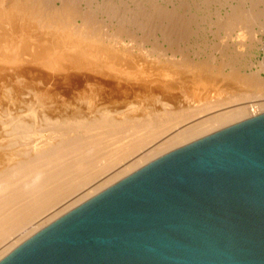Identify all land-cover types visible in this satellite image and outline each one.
I'll return each instance as SVG.
<instances>
[{"label":"bare ground","instance_id":"1","mask_svg":"<svg viewBox=\"0 0 264 264\" xmlns=\"http://www.w3.org/2000/svg\"><path fill=\"white\" fill-rule=\"evenodd\" d=\"M16 1H19V0H16ZM24 1H26V0H24ZM59 1H61V0H59ZM67 1L69 2V0H66L64 3H67L66 6L68 7V4L69 3ZM140 1L141 0H139V2ZM147 1H150V0H147ZM203 1H205V0H203ZM2 2H4V0H2ZM12 2H13V0H12ZM15 2H13V5H14ZM44 2H47V0L46 1H43L42 3H44ZM52 2H50V3L48 2V3L51 4ZM61 2H63V1H61ZM61 2H59V3H61ZM169 2H170V0H169ZM200 2H202V1H200ZM241 2H243V1H241ZM250 2L252 4H251V6H249V9H246L247 11L246 10L243 11V9H242V11L244 13L242 11L239 12V10L238 11L236 10L237 12H235V13L233 11V15L234 16L231 14L232 12L230 13L233 16L232 19H231V17L228 18V19H230L229 21H225V19H224V21L226 22V23L224 22L225 23L224 25H226V27L223 26V29H222L224 32L225 31L227 32V31L230 30L228 33H230V32L232 33L233 31H235L237 29H240V28L241 29L242 28L244 29V27H245L244 31L246 30V28L249 29L250 32L247 31V30L246 31H247V33L248 32L251 33L249 35L253 36V38H254V36L257 33H262V34L264 33V0H252V1L250 0ZM20 3H22V1ZM34 3H35V1H34ZM110 3L114 4L113 2H110ZM140 3H141V5L143 4L142 1ZM17 4H15V5H17ZM39 4H40V2H39ZM46 4L47 3H45V5ZM85 4H87V1H86ZM88 4H90V3H88ZM119 4H118V6H120ZM193 4L192 5L195 6V3H193ZM239 4H241V3H239ZM242 4L240 6H242ZM3 5H4V3H3ZM95 5L96 4H94V6ZM126 5H127V3H126ZM137 5H138V3H137ZM141 5L139 4V6H141ZM151 5H149L150 7L149 6L147 7V9L149 10L148 12H146L145 14H141L142 15L141 16L142 18L140 16H138V17L141 18L140 25L144 27V28H141V26L139 25L140 26L139 29L140 30L142 29L141 31H143V29H144L143 33L145 32L146 34L144 33L141 36L140 35L138 36L137 34H135V37L138 36L139 39H140V40H138L139 42L137 41L138 44L135 43L136 42L135 41L136 40L135 38L134 39L131 38L134 41L133 43H135L136 45H134L132 42H130V44L126 42L127 44H124L125 41H124V43H119L118 45L116 44L118 42H115L113 45H111L109 42H107V41H109L108 38H109V36H110L111 33L107 34L108 32L106 31V29H102V30H105L107 32V33L106 32L105 33L107 35H109V36L108 37H105L103 34H102V36H104L105 38L108 39V40H106V42L108 44H110V45H108V44H106V42H104V44L103 43L101 44L102 46L101 45L99 46L98 43L100 42L101 39L102 40L104 39L103 37H101V39L97 43H96V41H97L98 38L96 39V41L94 43H92L93 41L90 42L89 40H92L94 38L91 39L90 36L88 35L89 39H87V37H85L87 33H85V30H84L85 29L84 27H86V26L89 25L88 24L90 22L89 21V22H86L87 24H86V26L83 27L84 29H83V32H82L83 34H85V35H83L84 36L83 38L88 43H85V46H84L83 49L82 48L79 49V50L76 49L77 51L76 50L73 51L74 50L73 44H71L72 45V48H73V50H72V48L69 50L70 52L72 51L71 54H70V52H68L67 50L64 49L65 52L67 51L70 54L69 56H68V54L67 55L64 54V52L61 53L60 50H59V52H60V58H61V63H60V61H59L60 58L53 59L54 56L52 57V55H55V54H53L52 52L56 53L53 50H56L55 49V48H57L56 42L59 45L60 38L61 37L60 38H56L55 36L54 37H51V35H52L51 33H50L51 35L48 34V33L41 34L40 36L37 37V40L34 41V44L31 47H30V44L29 45H26L25 43L19 44L20 41L18 42L17 40H20V39H17L16 38L17 39L16 41H17V43L19 44L20 47H18V51H17L16 47H14L16 49L15 50V53H16V51H17L18 54L20 52L22 54L21 56L24 57L25 61L27 60L26 61L27 62V65H25V67H22V68H24V77L26 78V80H27V82L29 84H34L37 87L36 88L37 91H36V94H35V98L34 99H31L32 100L31 102L30 101L28 102V100H27V102L25 101L26 99H24V97H23L24 94H25V92H24V94H21V97H23V100L26 103H18V101L21 102L22 98L19 100V96L17 95V92L15 93L12 89H9L8 88L9 86L7 88H3L2 87L3 88V89H1L2 91L0 90L1 91L0 92V102H2V100L5 98V100L9 103L8 105H10V104L11 105H18V104L21 105V104H23L26 107L25 108V114H23V115H13V114H11V110L9 109V107L6 106V104L3 107H1V105H0V140H1L0 141V152H2V151L7 152V151H9V150H7V148L9 149V146L12 147V145H10L9 143L11 141H13V139L10 140L9 139V136H11L12 138L15 137V136H20V139L21 138L22 139L25 138L26 139L25 141L28 140L30 142V139L32 138L31 136H36L38 134L36 137H38V136L40 137L41 135L39 133H42L43 132V133L46 134L47 138L44 135H42V137L46 141H44V139L42 138V140L44 141V143L42 145H40L39 147H37V145H36L37 148H34L33 147L34 149L32 150V153H30V154H28V153L31 151V149L28 150L29 147H25V146H29V142L27 141L28 144L27 145L25 144L24 147L27 149L28 153L25 152L26 155L23 154L24 156L22 155V157L20 159H16L15 156L13 157L12 154H10L11 157H12V158L11 157L10 158L12 160H15L16 159L15 162L13 163L12 160H11L10 161L11 162V165H8L7 164L8 162H5L8 166L5 167L3 165L4 167L0 169V244L3 243L1 245V247H0V249H1L0 250V259L5 254H7L11 249H13L16 245H18L20 242H22L24 239H26L28 236H30L32 233H34L39 228H42V227L46 226L47 224H49L50 222H52L56 218L60 217L61 215H63L67 211H69L70 209L74 208L75 206H77L80 203H82L83 201H85L86 199L94 196L95 194L99 193L103 189L107 188L108 186L112 185L113 183L117 182L118 180L126 177L127 175H129L133 171L139 169L140 167L146 165L147 163H149V162L157 159L158 157L164 155L165 153H167V152H169V151H171L173 149H176V148H178V147H180L182 145H185V144L190 143V142H192V141H194L196 139H199L201 137H204V136H206V135H208L210 133H213V132H215V131H217L219 129H222V128L226 127V126H229L231 124H234L236 122L242 121L244 119H247V118H250V117L259 115V114H261V113L264 112V101H262V102L257 101L259 103L256 102V103H252V104H244V103H241L238 106L236 105L235 107H231V108H228V109H223L221 111H218V113H216V114L207 115L206 117L200 118L197 121H194L193 122L192 119H194V117H196V116H199V114H202L203 112H209V111L214 110L216 108H219V107H221V106H223L225 104L232 103V102H236V101H241V100L244 101L245 100V102H247L246 99L250 98V96H252V94L249 96L248 95L249 93L247 91V93H248L247 95H245V94L242 93V94L237 95V96L235 95L234 97H232L233 99L227 98L226 101H222V100L221 101H218L217 100V102H210V101L208 103L205 102L204 105L203 104L202 105L200 104L201 106L199 105L198 108H196V109H192V108H189V107H186V106H185L186 108L185 107H182V106H181L182 108H180V107L174 108V106H173V109H171L169 107V105L166 104L167 101L165 103H163V101L161 102L158 99V96L157 95H153L151 92L149 93V92L145 91V88L146 87L144 88V90L141 89V90H139L137 92V93H139V95L136 92H133V93H136V95L135 94H132V95H134L136 97H132V95H131V98H135V100L136 99H140V104L137 105L136 102H130L129 104L126 105V109L123 112H122V110L120 111L119 109L118 110H113V109L110 110L109 107L111 108V105L113 103H117L118 101H113L112 100L110 102H108V101L106 102L105 100H106L107 97L106 98L105 97H102L103 96L102 94L103 93L104 94L108 93L106 91H110L109 88H111V91H113V92H115V91L116 92H121L122 91V88H123L121 85H123L124 83L123 84H120V83L121 82H125V81L127 82L128 80L130 82V80H132L134 77H136L135 73H130V72H128L130 74L125 75V74H127L126 71H130V69L132 70L134 67L137 66L136 64L140 65L142 63L143 69H145V70H147V68H149V67H152L154 69V73L151 72V71H149L150 74H152L150 76H147L146 75L147 74L146 71H144V70H143V72L141 71V73L139 74V76H140L139 79L140 80H143V81L144 80H148L149 82L152 83V85H153V83H155V84H158L160 87L162 86V88H163V86H165V88L170 89V90H173V88L177 89V87H180V86H184V85L186 86L190 82V81L187 80L188 77L185 78L186 77V73L189 74L190 80L193 81L197 86L198 85L199 86H204L205 85V86H207L211 90L214 89L215 87H217V85L219 84L220 81H223V80L226 79V78H224L222 76L219 77V78H217L218 77L217 76L216 77L217 80H215V79H213V77H211L210 74H208V75L205 74L206 72L204 74L201 73V72L198 73L197 71H199V69L197 71L196 70L194 71L193 70V67H192V70L189 69L190 68V67L188 68V66L190 65L189 60H190V62L192 61V64L191 65H193V59H189L190 57H186L185 55H182V54L179 53V52L182 51V50L181 51H178L179 44L176 43L175 38L174 39H170V37H166V36H169V35L168 34H166V35L164 34V33H166V32H164L165 28L162 30V28L160 27L161 30L164 33L161 32L159 35H156L155 34L156 33V30L154 29V35L151 34V30L153 32V29H151V30L149 29V25L151 24L150 22H153V21L155 22V20H156L157 21L156 23H158V21H160L158 24H156V25H159V26H160V23L161 22L162 23L165 22L167 24V22L169 23L171 21L172 16L174 17V15H177L178 14L177 13L178 12V6L177 7H175V6L171 7V5H170V7H171L170 8L167 5H164L165 7L164 6L163 7L162 6H157V5L151 6ZM187 5L188 4H186V6ZM236 5H237V3H236ZM48 6L50 7L51 5H48L47 4L45 6L49 10L52 6L50 8ZM59 6H60V4H59ZM66 6H64V8ZM69 6H71V4ZM78 6H80V5L78 4ZM123 6L124 5H122V7ZM139 6H137L136 8H138ZM227 6L229 7V4ZM237 6H234V5L232 6L231 5V7H233V8L234 7H237ZM259 6L260 7L262 6V8L260 9ZM29 7H30V5H29ZM144 7H143V10H144L143 13L146 11V9ZM220 7H221V5H220ZM20 8H22V5H21ZM52 8H55L54 5H53ZM56 8H57V6H56ZM75 8H77V7H75ZM75 8H73V9H75ZM184 8H186V7H184ZM184 8L182 9L183 10V13L186 11ZM188 8L189 7H187V10H188ZM237 8L240 9L239 7H237ZM73 9L71 10L70 14H72V12H74ZM87 9H88V7H87ZM127 9H129V8H127ZM133 9H135V7H133ZM140 9L141 8L139 7V10ZM4 10H5V8H4ZM6 10H8V9H6ZM28 10H29V8H28ZM54 10L52 9V11H54ZM58 10H60V9H58ZM80 10H81V7H80ZM110 10H109V12H110ZM200 10H202V9H200ZM215 10H216V8H215ZM18 11H23V10L21 9V10H18ZM67 11L68 10H66V12ZM69 11H70V9H69ZM217 11H215V13ZM25 12L26 11H24V13ZM64 12H62V13H64ZM103 12H105V11L103 10ZM123 12H122V14H124ZM16 13H18V12H16ZM16 13H15V15H16ZM78 13H79V11H78ZM82 13H79V14L81 15ZM89 13H91V12H89ZM163 13L165 14L164 18L162 17L164 21L161 20L162 19L161 18V15H163ZM172 13H175V14L172 15ZM1 14H3V13H1ZM59 14H60V12H59ZM70 14L69 15L66 14V15H68L69 18H70V16H73L74 15V14H72V15H70ZM116 14H118V13H116ZM157 14H159V15H157ZM134 15H136V14H133V16L130 15V17L131 18L132 17L137 18L136 17L137 15L136 16H134ZM188 15H189V10H188ZM209 15H210V13H209ZM231 15H229V16H231ZM32 16H33V14H32ZM64 16H65V14L63 15V17ZM84 16H86V15H84ZM107 16H106V19H108L110 17L109 16L107 18ZM111 16H113V15L111 14ZM118 16H120V15L118 14ZM122 16H121V18H123ZM154 16L155 17L158 16V18H157L158 20L155 19ZM229 16H227V17H229ZM3 17H4V15H3ZM5 17H6V15H5ZM39 17L40 16H38V18ZM50 17H53V16H50ZM77 17H79V16L77 15L76 18ZM89 17L83 18L84 21H85V19H88ZM95 17H97V16H95ZM200 17H201V19L203 18V16H200ZM62 18H61V20H62ZM182 18L183 17L180 16V19H182ZM218 18H219V16H218ZM31 19H32V17H31ZM53 19H55V22L57 21L56 18H53ZM71 19H72V17L70 19H68V20H71ZM73 19L75 20V18H73ZM90 19H92V17ZM127 19H130L129 16L127 17ZM127 19L126 18H123V20H125V21H127ZM1 20L4 21V18H1ZM20 20H21V18H20ZM49 20H47V22ZM63 20H64V18H63ZM68 20H66V21L68 22ZM79 20L81 21V18ZM93 20L94 19L91 20L90 24L93 22ZM112 20H113V18H112ZM131 20H133V19H131ZM194 20H195V18H194ZM209 20H211V19H209ZM2 21H0V24L1 25H2ZM39 21H41V20H39ZM96 21L97 22H100L98 20H96ZM115 21H118V18ZM134 21H136V19L133 20V21H131V22H133L132 23L133 25H132L130 23V20H128V22L130 23V24L128 23V25H132V26L135 27V25H137V22H134ZM137 21H139V20H137ZM186 21L187 20H183V22H185V23H186ZM191 21H192V18H191V20L189 22H191ZM221 21H223V20H221ZM59 22H61V21H59ZM97 22H95V23H97ZM196 22L197 21L195 20V23ZM35 23L37 24L38 22H35ZM42 23L39 22V25L40 24L42 25ZM44 23H43L42 26L43 27H46L48 29L49 26H44ZM54 23H51V24L49 23V24L52 27L53 26L52 24H54ZM62 23L63 22L59 23L61 25V27H62L63 24L66 25V27H68L67 25L70 26V24H71L70 21L67 24H65V23L62 24ZM74 23L75 22H73V24ZM122 23H124V22H122ZM134 23H136V24H134ZM209 23H207V25ZM221 23H223V22H221ZM55 24H54V27L57 26V24L56 25ZM59 24H58V26H59ZM78 24L77 25L75 24L76 28L81 27L80 25L78 26ZM102 24H103V22H100V24H99L100 25V28H99V26H96V24H95V27H98L97 29H100L101 30V27L103 28V25H104V24L103 25ZM118 24H120V23H118ZM147 24H149L148 25V28L146 27ZM171 24L172 23H170V25ZM187 24H188V21H187ZM187 24H185L186 27H187ZM214 24H215V22H214ZM156 25H154V26H156ZM170 25H169V27H170ZM178 25H182L181 28L183 27L182 30H183V32L185 31V33H186V30L187 29L185 28V26L183 24H178ZM216 25H217V22H216ZM5 26L7 27V25H5ZM58 26L56 27L57 29H58ZM90 26H88V27H90ZM93 26H94V22H93ZM105 26L107 28V25H105ZM110 26H111V24H110ZM118 26L119 25L116 26L117 27L116 28L117 30L114 28L116 32L118 31V28H119ZM124 26L123 27L122 26L120 27V30H121L120 35H118L119 33L117 32L118 37L117 36H114L113 35L114 33L111 34V36H114V38L116 37L115 39L118 38V40H119V36H121L122 30L126 28ZM159 26H157V27H159ZM165 26L166 25H164L163 27H165ZM210 26H211V24H210ZM213 26H215V25H213ZM66 27L64 29L67 30L69 27L68 28H66ZM72 27H73V30H74V26H71L70 27L71 28L70 29V32L73 31L72 30ZM111 27H113V26H111ZM145 27H146V29H145ZM169 27H166V29L168 28L171 31L172 28L170 29ZM42 28H41V31H42ZM176 28H177V26H176ZM179 28L175 29V32ZM19 29H20V27H19ZM23 29H24V26H23ZM37 29H39V28H37ZM52 29H51V32H52ZM60 29L63 30V27L60 28ZM79 29H78V31H79ZM81 29H82V27H81ZM97 29H94V32L95 33L98 31ZM110 29H112V28H110ZM135 29H136V27H135ZM147 29H149L150 31L147 32ZM158 29L159 28H157V30ZM199 29H200V27H199ZM201 29H203V28H201ZM219 29H221V28H219ZM68 30H67V32H69ZM87 30H88V28L86 29V31ZM74 31L72 32V34L74 33ZM124 31H126V32L129 33L130 32V29H129V31H127L126 29ZM170 31H168L169 34L172 33V32L170 33ZM203 31L204 30H202V32ZM45 32H46V29H45ZM80 32H78L79 33V36L81 35ZM112 32H114V31H112ZM126 32L124 34H127ZM131 32H132V30H131ZM215 32H218V31L216 30ZM88 33H89V31H88ZM179 33H181V32H179ZM237 33H235V34H237ZM47 34L50 35V38L47 37L48 36ZM76 34H74L73 36H75ZM174 34L176 35V33H174ZM13 35H15V34H13ZM18 35L19 34H17V36ZM21 35H23V34H21ZM63 35H66V34L63 33ZM63 35H61V36L63 37ZM91 35H95V34L93 33ZM98 35H99V38H100V36H101L100 33ZM115 35H116V33H115ZM132 35L134 36L133 32H132ZM132 35H131V37H132ZM225 35H223V36H225ZM227 35H230L231 36V34H227ZM24 36H26V35H24ZM24 36H21L20 37V35H19V38H22ZM73 36H71V37L73 38ZM95 36L97 37V35H95ZM194 36H195V34H194ZM234 36H231V37H228V38L225 39L226 40L225 41L226 44H228L227 41L229 40V42H230V45L229 46L230 47L232 46L233 49H234V51H233V49H230V50H232V52L228 50L229 52H231L230 54L229 53H226L225 51L223 53H220V54L218 52V54L220 55L219 57H222L220 59H224L226 61L225 62L224 60H222V61L225 62V65L227 63L229 65L228 67H231L232 66L233 69H235L233 67L235 65H238V66L241 67L244 64H246L245 63L246 59H244L245 61L243 60V57H244L243 55L244 54L242 53V50H243L242 47L245 46V43H244L245 42V39L243 40L242 37L240 36V34H239V36L241 38H238L237 37L238 34H237L236 37H234ZM28 37H30V36L28 35ZM127 37H128V35H126V37H124V38H127ZM187 37H188V35H187ZM81 38L82 37H80V39ZM114 38H112V42H113V39ZM179 38H181V37H179ZM76 39H78L77 36H76ZM122 39H120V42H121ZM181 39H179V40H181ZM254 39H256V38H254ZM254 39H252V40H254ZM51 40H56V41H55V43L52 44V43H50ZM102 40H101V42H102ZM177 40H178V38H177ZM217 40H219V39H217ZM127 41L129 42L130 40H127ZM29 42H30V40H29ZM48 42L51 44L50 47L48 46ZM183 42H186V41H183ZM9 43H10V40L8 41V39L6 37L0 36V68L1 67H4L3 64H5V63H3L2 58L4 59L6 55L4 57H2V55H1V53H2L3 49L5 48V46L8 45L7 46V49H10V50H11V48L14 49L12 46H10ZM74 43H76V42H74ZM223 43H224V41L221 42L222 48L220 47V49H222V51H223V49L227 50L226 49L227 48V45H223ZM31 44H32V42H31ZM86 44H89V45H86ZM115 44L117 45V47L120 46V48L118 47L119 48L118 52L116 51L117 48L114 47ZM147 44H149V45L152 44L151 45L152 47L150 49H146L147 48L146 47ZM217 44H218V41H217ZM82 46H83V44H82ZM223 46H225L226 48L223 47ZM249 46H250V44H249ZM64 47L66 48V44H65ZM74 47H75V45H74ZM113 47H114L115 50L113 49ZM76 48H77V45H76ZM202 48H204V47H202ZM205 48H206V46H205ZM217 48H218V46H217ZM180 49H183V47L180 48ZM220 49H219V51H221ZM240 49H242V50L240 51ZM50 51H52V52L50 53ZM57 51H58V48H57ZM177 51H178L179 54L177 53ZM239 51L241 52V54H242L243 57H241L239 55L240 54ZM11 52H13L12 55H11V57L17 55V53H16V55H13L14 54V51H11ZM83 52H85L86 54L89 53L91 55L90 57H92L91 58L92 60L89 59V61H87L88 60L87 59L86 61L88 62L89 65L92 64V66L93 65L96 66V68L99 66V64L100 65L101 64L103 65V64L113 63L115 65H118L119 67L118 66L117 67H114V65L111 64V68H113V70L112 71H109V69H107V71L112 75V77L113 76H115V77L118 76L117 79L120 80V82L119 83L115 82V80H116L115 79L113 83H111V82L109 83V81L112 80L111 75H109L110 78H111V80H109L110 79L109 78L108 79V82L107 81H105V82L109 83L110 86H108L106 84H103V86H100L101 84H99V81H98V78H97V77H99V73H96L95 74V71H94V72H92V73H94L93 76L86 73V71L88 70V68H86V65H84L85 64L84 63L85 60H83L84 61L83 62L80 59V56H81L82 59L83 58L85 59L86 56H87V55L86 56L85 55H82ZM49 53L52 54V55H49ZM186 53H188V52H186ZM57 54H59V53H57ZM195 55H194V57H195ZM208 55H207V57H208ZM82 56H84V57H82ZM179 56H180V58H178ZM11 57H9L7 59L9 60V59H11ZM16 57H18V56H16ZM88 57H89V55H88ZM63 58H65V59L67 58L66 61H65V59L63 60ZM187 58L189 59V60H187L188 63H187V61H185ZM196 58H197V56H196ZM211 58L212 57H210V60H211ZM7 59H6V61H7ZM20 59H22V58H20ZM207 59H209V58H207ZM214 59H216V58H214ZM55 60L57 62H59L60 64L64 63L62 65V66H65L63 68L64 71L62 70L63 73L61 72L60 75H57L60 72L59 69H58L59 71L56 70V72H57L56 74H53L54 71H55V69H54V71L53 70L50 71V69H51L50 68L51 67L50 65H52V62L53 61L55 62ZM11 61L12 60H10V63H11ZM15 61H16V59H15ZM7 62L9 63V61H7ZM22 62H24V61H22ZM59 63H57V64H59ZM221 63H223V62H221ZM60 64L59 65H56V66L59 68ZM7 65H9V64H7ZM10 65H12V66L15 67V65H13L12 63ZM208 65H209V63H208ZM217 65H218V63H217ZM217 65H215V66H217ZM223 65H224V63H223ZM56 66L54 65V67H56ZM105 66H102L103 69H105L104 68ZM57 67H56V69H57ZM226 67H227V65H226ZM22 68L21 69L19 68V69L20 70H23ZM90 68L92 69L91 66H90ZM114 68H118L120 70H117V69H114ZM152 68H150V70ZM195 68H196V66H195ZM219 68L222 69V67H219ZM238 68H237V71H238ZM16 69H18V68H16ZM52 69H53V67H52ZM124 69H126L125 73H124ZM134 69H136V68H134ZM94 70H95V68H94ZM97 70H99V69H97ZM133 70H132V72H133ZM116 71H118V73L115 75ZM192 71H194V72H192ZM1 72H3V71H1ZM4 72H5V70H4ZM11 72H12V70H11ZM87 72H89V71H87ZM97 72H99V71H97ZM121 72L123 74H121ZM138 72H140V71H137V73ZM232 72H235V71H232ZM7 74L9 76V73L8 72H7ZM20 74H22V73H19L18 75H20ZM119 74H121V75H119ZM243 74H245V73H243ZM243 74H238V75L235 74V76H236V78H241V79L243 78V80H244V78H246V77H244ZM1 76H2V74H1ZM1 76H0V79L2 80ZM4 76L6 77V74ZM12 76H13V74H12ZM100 76H102V74ZM223 76H224V74H223ZM226 76H227V74H226ZM232 77H234V75ZM9 78H7V79H9ZM247 78H248V81L250 82V85L249 86H251V85L253 86L254 85L255 87H258L259 86V87L262 88V85H263V82L264 81H262L261 76H260V73L258 71H253L252 73H250V75H248ZM3 79L5 80V78H3ZM18 79H20V77H18ZM113 79H114V77H113ZM101 80L104 81V79H102V78H101ZM227 80H228V78H227ZM237 80H239V79H237ZM103 81H102V83H103ZM233 81H235V80H233ZM132 82H134V81H132ZM22 83H24V82H22ZM100 83H101V81H100ZM142 83H144V85H145L146 81H144ZM223 83L224 82H222V85H223ZM8 84H9V80H8ZM25 84H26V82H25ZM97 84H99V85L96 86ZM146 84H150V83H146ZM238 84H240V83H238ZM10 85H12V84L10 83ZM119 86L122 87L121 88V91L119 89L120 88ZM124 86H125V84H124ZM145 86H147V85H145ZM247 86H248V84H247ZM106 88H108V89H106ZM137 88H139V87H137ZM197 88H199V87H197ZM206 89H204V90H206ZM62 90H64L65 94H66V92L69 93V91H70L72 93V91H74V92H76V94L81 93L80 95H84L83 99L81 97L82 101L80 100L81 101L80 104L81 105L82 104L85 105L83 107L87 110V114H85L86 113V110L85 111L81 110L82 111L81 113H84L85 112L83 115H81L79 109H82V108L80 106L77 107V108H75L74 105H73L74 108L71 109V113L69 112V114H68L69 116H66L67 113H65V111L68 110V109H66L65 107H64V110L65 109L66 110L62 114V111H63L62 109L63 108L60 109L61 107H58L56 105V103L54 104L56 98L55 99L51 98L53 96H56L55 94L64 93V92H62ZM131 90L133 91V88ZM32 91H33V89H32ZM113 92H112V94H113ZM163 92H162V94H163ZM175 92H177V91H175ZM33 93H35V91H33ZM71 93H70V96H71ZM256 93H257V90H256ZM261 93L262 92H260V94ZM19 95H20V93H19ZM80 95H77V98H79ZM121 95H122V93H121ZM261 95H259V96H261ZM263 95H264V93H263ZM70 96H68V97H70ZM110 96L113 98L112 95H110ZM110 96L108 98H110ZM74 97H75V94H74ZM99 97H102L101 99L104 98L105 100L104 101L101 100L102 103H100V100H99L100 98ZM160 97H162V96H160ZM171 97H172V95H171ZM60 98H61V95H60ZM60 98H58V99H60ZM65 98H66V96H65ZM94 98H98L97 100H99V103H96L95 102L96 100ZM126 98H124V99H126ZM255 98H257V97H255ZM74 99H76V97ZM5 100L3 102H5ZM108 100H110V99H108ZM122 101H124V100H122ZM125 101H128V100H125ZM63 102H64V100H63ZM148 103H152V104H155V105H160L161 108L160 109L157 108V110H154L153 109L152 112L149 111V113H148V112H146L147 110L145 108L146 107L145 105H147V106L149 105ZM233 104H235V103H233ZM75 105L77 106V104H75ZM78 105H79V103H78ZM167 106H168V108H167ZM177 106H179V105H177ZM12 108H13V106H12ZM135 111H139V114H142V113L143 114L141 116L139 114H138V116H134L136 114ZM64 113H65V115H64ZM189 120H191L192 123ZM187 121H189V122H187ZM169 129H175V130L173 131V133L169 134L165 139H163L159 143L155 144L154 147L150 148L146 152H142V154H140V156H136V159H134L132 162L123 165L120 170H117V171L113 172L111 175H109L108 178L100 181V183H98L97 185H95V186L93 185L94 186L93 188H91L90 190L86 191L84 194L80 195L78 198H75V199L73 198L74 200L70 201L68 204L66 203V204H64V206L62 205V208L59 207L60 208L59 210H57L58 208H56L57 211H55V212L53 211L52 213L48 214L47 216H43L44 218H42V220H37V221L35 220V219H38L39 216L42 215L43 213H45V212L47 213V211L51 210V208L54 205H57L56 204L57 202H61L60 200L65 199L66 197H70V195L73 194L74 191L77 190L79 187L85 185L87 182L91 181L93 178L97 177L98 175H101V173L104 172V170H107V169H109V168H111V167H113L115 165L120 164L121 161L127 159L133 152H135L137 150H140L142 147L151 144V142L153 143L154 140H157V138L159 136L161 137V135H163L165 133V131L169 132L168 131ZM29 136H30V139L27 138ZM3 137H7L6 138L7 140L5 139V141H8V139L10 141H8L6 143H2L3 140H4ZM17 138H18L17 141H19V137H17ZM22 139H21V141H22ZM36 139L37 138H35V140ZM25 141H22V142L26 143ZM33 142H35V141H32L30 143H33ZM18 143H17V145H19ZM36 144H39V143L36 142ZM30 145H32V144H30ZM34 145H32V146H34ZM22 147H23V145L21 146V148ZM24 147L22 148V150L24 149ZM17 148L19 149V146ZM15 149L16 148H14L13 150H15ZM22 150H20L21 153H23ZM11 151H12V149L10 148V153H11ZM5 152H3V153H5ZM12 153H13V151H12ZM136 154H138V153L136 152ZM0 155H2V154H0ZM10 155L8 154L7 155V158L5 157V159H7L9 161L8 156H10ZM14 155H15V153H14ZM16 156H17V154H16ZM13 158H15V159H13ZM0 161L4 162L5 160L2 159ZM10 162H9V164H10ZM0 164H2V163L0 162ZM34 220L36 222H34ZM31 222H33V223H32L31 226H29L30 228L28 227V229H24ZM21 230H24V231L23 232H19Z\"/></svg>","mask_w":264,"mask_h":264},{"label":"water","instance_id":"2","mask_svg":"<svg viewBox=\"0 0 264 264\" xmlns=\"http://www.w3.org/2000/svg\"><path fill=\"white\" fill-rule=\"evenodd\" d=\"M0 264H264V112L133 171Z\"/></svg>","mask_w":264,"mask_h":264},{"label":"rangeland","instance_id":"3","mask_svg":"<svg viewBox=\"0 0 264 264\" xmlns=\"http://www.w3.org/2000/svg\"><path fill=\"white\" fill-rule=\"evenodd\" d=\"M1 2H0V21H2L1 20V18H4V21H2V25L0 24V36H4V37H6L7 39H8V41L10 40V46H12L13 48L14 47H16V49H17V51H18V47H20L19 46V44H23V43H25L26 45H29L30 44V47L34 44V41H36L37 40V37L38 36H40L41 34H44V33H48V34H50L51 35V37H56V38H60V43H59V45L57 44V42H56V45H57V48H58V51H57V48H55L56 50H53V51H55L56 53H54V52H52V51H50V53L52 52L53 54H55V55H52V54H50L49 53V55H52V57H53V59H58V58H60V52L61 53H63L64 52V54H68V56L71 54V52L69 51L71 48H72V45L71 44H73V48H74V50H73V48H72V50L73 51H75L76 49H83L84 48V46H85V43H88L83 37V35H85V34H83L82 32H83V29L85 30V33H87L86 34V36L85 37H87V39H89V37H88V35L90 36V38L92 39V38H94V39H92V40H89L90 42H92V43H94L95 41H96V39H97V41H96V43L97 42H99V40L101 39V37H103L104 39L102 40V42H101V40H100V42L98 43L99 44V46L103 43L104 44V42H106V40H108L109 39V41H107V42H109L111 45H113L115 42H118V43H116L117 45L119 44V43H124V41H125V43L124 44H127V43H129L130 44V42H134L133 41V39L135 38L136 40V42L135 43H137L138 44V40H140L139 39V35L141 36V35H143L144 33H143V31H144V29H143V31H141L139 28H140V20H141V14H145L146 12H148L149 10L147 9V7L149 6V5H151L152 3V5L151 6H154V5H157V6H164V5H167V6H169L170 7V5H171V7H173V6H175V7H177L178 6V14L177 15H174L175 13H172V15H174V17L172 16V18L175 20H173L172 18H171V21L168 23L167 22V24L165 23V22H161L160 23V26L159 25H156V24H158L160 21H158V23H156L157 21L155 20V22L153 21V22H150L151 24V26L149 25V24H147L146 25V27L148 28V25H149V29L151 30V29H153V32H152V30H151V34H153L154 35V29L156 30V35H159L161 32L162 33H164V32H166V33H164L165 35L166 34H168L169 36H166V37H170V39H174L175 38V40H176V43H178L179 44V48H178V51H181V52H179L180 54H182V55H185L186 57H190L189 59H193V65H191L192 64V61L190 62V60L187 58L185 61H187V60H189V63H190V65L188 66V68L189 69H191L192 70V67H193V70L195 71H197L198 69H199V71H197L198 73L199 72H201V73H205V74H210L211 75V77H213V79H215V80H217V78H219V77H224V78H226L225 80H223V81H220L219 82V84L217 85V87H215L214 89H209L207 86H197L193 81H191L190 80V78H189V74L188 73H186V77L185 78H187L188 77V81H190L186 86L184 85V86H180V87H177V89H175V88H173V90H170V89H167V88H165V86H163V88H162V86L160 87L158 84H155V83H153V85H152V83L151 82H149L148 80H144V81H146V83H150V84H146L145 83V85H147V86H145L144 85V83H142V82H144L143 80H140L139 78H140V76H139V74L141 73V71L143 72V70L144 71H146L147 72V76H150V75H152V74H150V72L149 71H151V72H153L154 73V69L152 68V67H149V68H147V70H145V69H143V66H142V63L140 64V65H138V64H136L137 66L136 67H134V68H136V69H132L133 70V72H132V70L130 69V71H126V69H124V73H125V71H126V73L127 74H125V75H128V74H130V73H135V75H136V77H134L132 80H130V82H129V80L126 82H121L120 84H125V86H124V84L123 85H121L122 87H120L119 89H120V91H121V88H122V91L121 92H116L115 90V92H113V91H111V88H109V90L110 91H106V92H108V93H106V94H102L103 96L102 97H107L106 98V100L103 98V99H101L102 97H99L100 99V103H102L101 102V100L102 101H108V102H110V101H118L117 103H113L112 105H111V108L109 107V109L111 110V109H113V110H122V112L126 109V105L127 104H129L130 102H136V104L138 105V104H140V99H136L135 100V98H131V95L132 94H135L136 95V93L139 91V90H144V88H145V91H147V92H151L153 95H157L158 96V99L162 102L163 101V103H165L166 101V104H168L169 105V107L171 108V109H173V106H174V108H178V107H180V108H182V107H189V108H192V109H196V108H198V106L201 104H205V102H217V100L218 101H226V99L227 98H231V99H233L232 97H234L235 95L237 96V95H240V94H245V95H247L248 93V95L250 96L251 94H252V96H250V98H248V99H246V101L247 102H245V100L243 101V100H241V101H236V102H232V103H228V104H225V105H223V106H221V107H219V108H216V109H214V110H211V111H209V112H203L202 114H199V116H196V117H194V119H192L193 120V122L194 121H197L198 119H200V118H204V117H206L207 115H213V114H216V113H218V111H221V110H223V109H228V108H231V107H235L236 105L238 106L239 104H241V103H244V104H252V103H256L257 101H259V102H262V101H264V95H263V93H264V82H263V85H262V88L261 87H255L254 85L251 87V86H249L250 85V82L248 81V75H250V73H252L253 71H258L259 73H260V76H261V79H262V81H264V33L262 34V33H257L255 36H254V38H256V39H254L253 38V36H251V35H249V34H251V33H249L250 31H249V29H247L246 28V30L247 31H249L248 33H247V31L245 30L244 31V29H245V27H244V29L242 28H240V29H237V30H235V31H233L232 33L230 32V33H228L229 31H223L222 29H223V26L224 27H226V25H224L226 22L225 21H229L230 19H228V18H230L231 17V19H232V17L234 16L233 15V11H234V13L235 12H237L238 10H239V12L240 11H242V9H243V11L244 10H246V9H249V6H251V2H250V0H205V1H203V0H170V2H169V0H150V1H147V0H141L142 1V5H141V1L139 2V0H69V4H68V7L66 6L67 5V3H64L66 0H61V1H63V2H61V1H59V0H47V2H44V3H42L43 1H46V0H34L35 1V3H34V1L32 0H26V1H24V0H21L22 1V3L24 4H22V3H20L21 1L19 0V1H16V0H13V2H15L14 3V5H13V2H12V0H4V2H2V0H0ZM53 1V2H52ZM76 1V2H75ZM82 1V2H81ZM86 1H87V4H85L86 3ZM91 1V2H90ZM116 1V2H115ZM121 1V2H120ZM160 1V2H159ZM163 1V2H162ZM174 1V2H173ZM200 1H202V2H200ZM237 1V2H236ZM241 1H243V2H241ZM252 1V0H251ZM11 2V3H10ZM33 2V3H32ZM38 2V3H37ZM39 2H40V4H39ZM50 2H52L51 4H49ZM59 2H61V3H59ZM75 4H74V3ZM80 2V3H79ZM85 2V3H84ZM104 2V3H103ZM106 2V3H105ZM110 2H115L114 4H112V3H110ZM146 2V3H145ZM149 2V3H148ZM151 2V3H150ZM185 2V3H184ZM191 2V3H190ZM209 2V3H208ZM220 2V3H219ZM3 3H4V5H3ZM18 3V4H17ZM20 3V4H19ZM45 3H47L48 5H51L52 7H53V5H54V7L56 8V6H57V8L58 9H62L61 11L60 10H58L57 8L55 9V8H52L51 6V10L49 9L48 10V8L47 7H45L46 5H45ZM88 3H90V4H88ZM98 3V4H97ZM109 3V4H108ZM120 3V4H119ZM126 3H127V5H126ZM137 3H138V5H137ZM193 3H195V6H193L194 4ZM223 3V4H222ZM227 3V4H226ZM231 3V4H230ZM236 3H237V5H236ZM239 3H243L242 4V6H240L241 4H239ZM15 4H17V5H15ZM28 4V5H27ZM53 4V5H52ZM59 4H60V6H59ZM63 4V5H62ZM65 4V5H64ZM71 4V6H69ZM78 4L80 5V6H78ZM94 4H96L95 6H94ZM102 6H101V5ZM104 4V5H103ZM118 4L120 5V6H118ZM139 4L142 6H139ZM160 4V5H159ZM173 4V5H172ZM179 4V5H178ZM186 4H188L187 6H186ZM193 4V5H192ZM197 4V5H196ZM208 4V5H207ZM229 4V7L227 6ZM3 5V6H2ZM21 5H22V8H20L21 7ZM27 5V6H26ZM29 5H30V7H29ZM33 5V6H32ZM41 7H40V6ZM45 5V6H44ZM77 5V6H76ZM116 5V6H115ZM122 5H124L123 7H122ZM146 5V6H145ZM205 5V6H204ZM220 5H221V7H220ZM225 5V6H224ZM231 5L233 6H237V7H239L240 9H238L237 7H231ZM5 6V7H4ZM10 6V7H9ZM14 6V7H13ZM17 6V7H16ZM26 6V7H25ZM64 6H66L65 8H64ZM90 6V7H89ZM105 6V7H104ZM112 6V7H111ZM114 6V7H113ZM135 7V9H133V7ZM137 6H139L141 9L139 10V7L138 8H136ZM145 6V7H144ZM182 6V7H181ZM186 7V8H184V7ZM2 7V8H1ZM8 7V8H7ZM16 7V8H15ZM24 7V8H23ZM29 8V10H28V8ZM33 7V8H32ZM62 7V8H61ZM73 9V8H75V7H77V8H75V9H73V11L74 12H72V14H74L73 16H70V18L72 17V19L71 20H68V19H70L69 18V14H70V12H71V8ZM80 7H81V10H80ZM87 7H88V9H87ZM143 7L146 9V11L143 13ZM150 7V6H149ZM165 7V6H164ZM170 7V8H171ZM187 7H189L188 8V10H189V15H188V10H187ZM199 7V8H198ZM208 7V8H207ZM231 7V8H230ZM4 8H5V10H4ZM14 8V9H13ZM20 8V9H19ZM68 8V9H67ZM86 8V9H85ZM95 8V9H94ZM127 8H129V9H127ZM185 9L186 11L183 13V10L182 9ZM198 8V9H197ZM215 8H216V10H215ZM228 8V9H227ZM259 8L261 9L262 8V6L260 7L259 6ZM6 9H8V10H6ZM23 10V11H18V10ZM27 9V10H26ZM36 9V10H35ZM38 9V10H37ZM52 9L54 10V11H52ZM64 9V10H63ZM69 9H70V11H69ZM79 9V10H78ZM91 9V10H90ZM93 9V10H92ZM97 9V10H96ZM111 9V10H110ZM115 11H114V10ZM131 9V10H130ZM138 9V10H137ZM200 9H202V10H200ZM14 10V11H13ZM40 10V11H39ZM57 10V11H56ZM66 10H68L67 12H66ZM90 10V11H89ZM102 10V11H101ZM103 10L105 11V12H103ZM109 10H110V12H109ZM121 10V11H120ZM124 12H123V11ZM135 10V11H134ZM137 10V11H136ZM194 10V11H193ZM197 10V11H196ZM218 10V11H217ZM221 10V11H220ZM237 10V11H236ZM18 12V13H16V12ZM24 11H26L25 13H24ZM47 11V12H46ZM49 11V12H48ZM66 13H65V12ZM77 11V12H76ZM78 11H79V13H82L81 15L78 13ZM114 11V12H113ZM128 11V12H127ZM133 13H132V12ZM142 11V12H141ZM215 11H217L216 13H215ZM242 11V12H243ZM247 11V10H246ZM245 11V12H246ZM14 12V13H13ZM21 12V13H20ZM23 12V13H22ZM38 12V13H37ZM58 14H57V13ZM59 12H60V14H59ZM62 12H64V13H62ZM87 12V13H86ZM89 12H91V13H89ZM101 12V13H100ZM103 12V13H102ZM120 12V13H119ZM122 12L125 14H122ZM126 12V13H125ZM136 12V13H135ZM141 12V13H140ZM182 12V13H181ZM207 12V13H206ZM219 12V13H218ZM232 12V13H231ZM1 13H3V14H1ZM15 13H16V15H15ZM29 13V14H28ZM43 13V14H42ZM51 13V14H50ZM62 13V14H61ZM78 13V14H77ZM86 13V14H85ZM96 13V14H95ZM116 13H118L120 16H118V14H116ZM131 13V14H130ZM165 13V12H164ZM163 13V15H161V18L163 17L164 18V16H165V14ZM193 13V14H192ZM209 13H210V15H209ZM227 13V14H226ZM229 13V14H228ZM233 15H231V14ZM244 13V12H243ZM13 14V15H12ZM32 14H33V16H32ZM35 14V15H34ZM40 14V15H39ZM55 14V15H54ZM65 14V16L63 17V15ZM66 14H68V15H66ZM72 14H70V15H72ZM76 14V15H75ZM93 14V15H92ZM102 14V15H101ZM111 14L113 15V16H111ZM128 14V15H127ZM133 14H136V15H134V16H136L137 18H135V17H130V15L131 16H133ZM219 14V15H218ZM3 15H4V17H3ZM5 15H6V17H5ZM45 15V16H44ZM58 15V16H57ZM60 15V16H59ZM79 16V17H77L76 18V16ZM84 15H86V16H84ZM108 15V16H107ZM123 15V16H122ZM127 15V16H126ZM157 15H159V14H157ZM194 15V16H193ZM198 17H197V16ZM226 15V16H225ZM229 15H231V16H229ZM245 15V14H244ZM14 16V17H13ZM24 16V17H23ZM27 16V17H26ZM38 16H40L39 18H38ZM50 16H53V17H50ZM56 16V17H55ZM81 16V17H80ZM90 16V17H89ZM95 16H97V17H95ZM106 16H107V18L108 19H106ZM116 16V17H115ZM121 16L123 17V18H126L127 19V17L129 16V18L130 19H127V21H125V20H123V18H121ZM138 16H140V17H138ZM144 16V15H143ZM180 16L181 17H183L182 19L183 20H187L188 21V24H187V21H186V23L185 22H183V20L182 19H180ZM193 16V17H192ZM200 16H203V18L201 19V17ZM218 16H219V18H218ZM223 18H222V17ZM227 16H229V17H227ZM16 17V18H15ZM21 18V20H20V18ZM31 17H32V19H31ZM43 17V18H42ZM45 17V18H44ZM58 17V18H57ZM60 17V18H59ZM64 18V20H63V18ZM87 18V17H89L88 19H85V21H84V19L83 18ZM92 17V19H94L93 20V22H94V26H93V22L90 24V22H91V20L92 19H90ZM95 17V18H94ZM113 18V20H112V18ZM155 17V16H154ZM153 17V18H154ZM160 17V16H159ZM178 17V18H177ZM19 18V19H18ZM37 20H36V19ZM48 18V19H47ZM53 18H56V22H55V19H53ZM61 18H62V20H61ZM68 18V19H67ZM73 18H75V20L73 19ZM81 18V21L79 20ZM97 18V19H96ZM117 18H118V21H115V20H117ZM121 18V19H120ZM136 19V21H134V22H137V25H135V27H136V29H135V27L134 26H132L133 24V22H131V21H133V20H135ZM158 18V16L157 17H155V19H157ZM163 18L161 19V20H163ZM191 18H192V21L191 22H189L190 20H191ZM194 18H195V20L197 21L196 23H195V20H194ZM211 19V20H209V19ZM217 18V19H216ZM23 19V20H22ZM27 19V20H26ZM31 19V20H30ZM34 19V20H33ZM44 19V20H43ZM50 19V20H49ZM60 19V20H59ZM83 19V20H82ZM98 20V21H100V22H103V28L101 27V30L100 29H97L98 27H95V24H96V26H99V28H100V22H97L96 20ZM104 19V20H103ZM112 21H111V20ZM115 19V20H114ZM131 19H133V20H131ZM179 19V20H178ZM190 19V20H189ZM204 19V20H203ZM224 19H225V21H224ZM15 20V21H14ZM39 20H41V21H39ZM47 20H49L48 22H47ZM54 20V21H53ZM61 21V22H63V23H65V24H67L69 21L71 22V24H70V26L69 25H67L68 27H66V25H64L63 23V25H62V27H63V30L62 29H60V28H62L61 27V25L59 24V23H61V22H59V21ZM66 20H68V22L66 21ZM123 20V21H122ZM128 20H130V23L132 24V25H128ZM137 20H139V21H137ZM158 20V19H157ZM181 20V21H180ZM194 20V21H193ZM200 20V21H199ZM216 20V21H215ZM221 20H223V21H221ZM6 21V22H5ZM8 21V22H7ZM14 21V22H13ZM19 21V22H18ZM29 23H28V22ZM34 23H33V22ZM45 23H44V22ZM53 21V22H52ZM75 22L74 24H73V22ZM84 21V22H83ZM90 21V22H89ZM121 21V22H120ZM164 21V20H163ZM173 21V22H172ZM204 21V22H203ZM210 23H209V22ZM10 22V23H9ZM35 22H38L37 24L39 25V22L40 23H44V26H49L48 27V29L46 28V27H43L42 25H43V23H42V25L40 26H38ZM57 24L58 22V24H59V26H58V24H57V26H58V29L56 28L57 26H55L54 27V24L55 23ZM67 22V23H66ZM77 22V23H76ZM81 22V23H80ZM86 22H89L88 24V26H90V27H88V26H86ZM95 22H97V23H95ZM116 22V23H115ZM122 22H124V23H122ZM183 22V23H182ZM194 22V23H193ZM203 22V23H202ZM214 22H215V24H214ZM216 22H217V25H216ZM221 22H223V23H221ZM225 22V23H224ZM28 23V24H27ZM51 23H54V24H52L53 26L51 27L50 26V24ZM79 23V24H78ZM83 23V24H82ZM111 24V26H113V27H111L110 26V24ZM118 23H120V24H118ZM129 23V24H130ZM139 23V24H138ZM165 23V24H164ZM170 23H172L171 25H170ZM175 25H174V24ZM183 24L184 26H185V24H187V27L185 26V28L187 29L186 30V33H185V31L183 32V27L181 28V26L182 25H178V24ZM207 23H209L208 25H207ZM219 23V24H218ZM13 24V25H12ZM20 24V25H19ZM23 24V25H22ZM26 24V25H25ZM47 24V25H46ZM55 24V25H56ZM75 24L77 25L78 24V26L80 25L81 27H82V29H81V27H78V28H76V26H75ZM114 24V25H113ZM123 24V25H122ZM127 24V25H126ZM134 24H136V23H134ZM156 25V26H154V25ZM210 24H211V26H210ZM215 25V26H213V25ZM221 24V25H220ZM4 25V26H3ZM5 25H7V27L5 26ZM36 25V26H35ZM105 25H107V28H106V26ZM117 25H119L118 27V35H120V33H121V30H120V27L122 26H124V27H126L125 29L127 30V31H129V29H130V32H131V30H132V32H133V34H134V36L132 35V32L129 34L128 32H126V31H124L125 29H123L122 30V34H121V36H119V40H118V38L117 39H115L114 38V36H117L118 37V35H117V32L115 31V29L117 28L116 26ZM140 25V26H139ZM164 25H166L165 27H163ZM168 25V26H167ZM169 25H170V27H169ZM173 25V26H172ZM206 25V26H205ZM23 26H24V29H23ZM26 26V27H25ZM71 26H74V30H73V27H72V30L74 31V33L72 34V32L73 31H71L70 32V27ZM84 26H86V27H84ZM105 26V27H104ZM110 26V27H109ZM131 26V27H130ZM154 26V27H153ZM157 26H159V27H157ZM176 26H177V28H179L178 30H176V32H175V29H177L176 28ZM179 26V27H178ZM195 26V27H194ZM198 26V27H197ZM219 26V27H218ZM19 27H20V29H19ZM28 27V28H27ZM42 28V31H41V28ZM60 27V28H59ZM68 28L67 30L69 31V32H67V30L66 29H64V28ZM84 27V28H83ZM146 27H145V29H146ZM153 27V28H152ZM156 27V28H155ZM162 28V30L165 28V30H164V32L161 30V28ZM166 27H169L170 29H171V31L167 28L166 29ZM190 27V28H189ZM199 27H200V29H199ZM5 28V29H4ZM10 28V29H9ZM22 28V29H21ZM27 28V29H26ZM37 28H39V29H37ZM54 30H53V29ZM81 30H80V29ZM88 28V30L86 31V29ZM110 28H112V29H110ZM115 28V29H114ZM141 28H144L143 26H141ZM157 28H159L158 30H157ZM184 28V29H185ZM201 28H203V29H201ZM210 28V29H209ZM219 28H221V29H219ZM7 29V30H6ZM32 29V30H31ZM44 29V30H43ZM45 29H46V32H45ZM51 29H52V32H51ZM61 31H60V30ZM78 29H79V31H78ZM90 29V30H89ZM94 29H97L98 31L95 33L94 32ZM102 29H106V31L108 32H106L105 30H102ZM138 29V30H137ZM149 29H147V32L148 31H150ZM174 29V30H173ZM209 29V30H208ZM21 32H20V31ZM26 30V31H25ZM35 30V31H34ZM39 30V31H38ZM59 30V31H58ZM93 30V31H92ZM114 31V32H112V31ZM117 30V29H116ZM120 30V31H119ZM137 30V31H136ZM161 30V31H160ZM167 30V31H166ZM181 30V31H180ZM193 32H192V31ZM202 30H204L203 32H202ZM218 31V32H215V31ZM34 31V32H33ZM38 31V32H37ZM44 31V32H43ZM81 31V32H80ZM88 31H89V33H88ZM95 34V35H97V37L95 36V35H91V34H93L92 32ZM136 31V32H135ZM139 31V32H138ZM141 31V32H140ZM168 31H170V33L171 34H169V32ZM189 31V32H188ZM207 31V32H206ZM212 31V32H211ZM223 31V32H222ZM244 31V32H243ZM11 32V33H10ZM24 32V33H23ZM40 32V33H39ZM59 32V33H58ZM62 32V33H61ZM78 34H76V33ZM78 32H80V34L82 35H80L79 36V33ZM104 32V33H103ZM107 34H109V33H111V34H113L114 36H111V34H110V36L109 35H107ZM127 33V34H124V33ZM168 32V33H167ZM179 32H181V33H179ZM191 32V33H190ZM210 32V33H209ZM238 32V33H237ZM243 32V33H242ZM246 32V33H245ZM31 35H30V34ZM35 33V34H34ZM63 33L64 34H66V35H63ZM68 33V34H67ZM71 33V34H70ZM100 33V38H99V34ZM115 33H116V35H115ZM150 33V32H149ZM174 33H176V35L174 34ZM185 35H184V34ZM188 33V34H187ZM193 33V34H192ZM235 33H237L238 34V36H237V34H235ZM13 34H15V35H13ZM17 34H19L20 35V37L21 36H24V35H26V36H24V37H22V38H19V35L17 36ZM21 34H23V35H21ZM47 34V35H48ZM56 34V35H55ZM59 36H58V35ZM74 34H76L75 36H73ZM102 34L105 36V37H108L109 36V38L107 39V38H105L104 36H102ZM107 36H106V35ZM135 34H137L138 36H136L135 37ZM146 34V33H145ZM150 34V35H151ZM174 34V35H173ZM180 36H179V35ZM194 34H195V36H194ZM206 34V35H205ZM208 34V35H207ZM226 34V35H225ZM227 34H231V36H234V37H238V38H241L242 37V39L244 40L245 39V46H243L242 47V49H240V51L242 50V53L244 54L243 56L245 57H243L242 56V54H241V52L239 51V55L241 56V57H243V60L244 59H246V61H245V63L246 64H244L243 66H238V65H235V66H233L235 69H233L232 68V66L231 67H228L229 65L226 63V65H227V67H226V65H225V60L224 59H220V58H222V57H219L220 55V53H223L224 51L226 52V53H231L232 52V50H230V49H233V47L231 46H229L230 45V42H229V40L227 41L228 42V44H226L225 43V39L226 38H228V37H231L230 35H227ZM239 34H240V36H239ZM12 35V36H11ZM28 35L30 36V37H28ZM50 35H48L47 37L48 38H50ZM61 35H63V37L61 36ZM125 35V36H124ZM126 35H128V37L127 38H124V37H126ZM131 35H132V37H131ZM178 35V36H177ZM182 35V36H181ZM187 35H188V37H187ZM197 35V36H196ZM213 35V36H212ZM216 35V36H215ZM223 35H225V36H223ZM243 35V36H242ZM35 36V37H34ZM71 36H73V38L71 37ZM76 36H77V38L79 39H76ZM172 36V37H171ZM175 36V37H174ZM186 36V37H185ZM249 36V37H248ZM71 37V38H70ZM75 37V38H74ZM80 37H82L81 39H80ZM111 37V38H110ZM179 37H181V38H179ZM212 37V38H211ZM248 37V38H247ZM20 39V40H17V39ZM34 38V39H33ZM36 38V39H35ZM112 38H114L113 39V42H112ZM123 38V39H122ZM131 38H133V39H131ZM138 38V39H137ZM177 38H178V40H177ZM188 38V39H187ZM221 38V39H220ZM251 38V39H250ZM30 40V42H29V40ZM33 41H32V40ZM74 39V40H73ZM120 39H122L121 40V42H120ZM179 39H181V40H179ZM217 39H219V40H217ZM224 39V40H223ZM252 39H254V40H252ZM19 42V44L17 43V41ZM23 40V41H22ZM77 40V41H76ZM81 40V41H80ZM84 40V41H83ZM111 40V41H110ZM117 40V41H116ZM127 40H130L129 42L127 41ZM206 40V41H205ZM214 40V41H213ZM55 41L56 40H51V42L50 43H55ZM138 41V42H137ZM178 41V42H177ZM183 41H186V42H183ZM217 41H218V44H217ZM223 42L224 41V43H223V45H227V48L225 47V46H223V47H225L227 50H225V49H223V51H222V49H220V47L222 48V46H221V42ZM14 42V43H13ZM31 42H32V44H31ZM64 42V43H63ZM68 42V43H67ZM74 42H76V43H74ZM84 42V43H83ZM106 42V44H108ZM127 42V43H126ZM212 42V43H211ZM250 42V43H249ZM49 42H48V46L50 47L51 46V44H50ZM83 44V46H82V44ZM95 43V44H96ZM135 43H133L134 45H136ZM184 43V44H183ZM217 45H216V44ZM8 44V43H7ZM62 44V45H61ZM65 44H66V48L64 47L65 46ZM110 44H108V45H110ZM115 44V48H117L116 49V51L118 52V50H119V48H120V46H118L117 47V45ZM128 44V45H129ZM197 46H196V45ZM215 44V45H214ZM249 44H250V46H249ZM17 45V46H16ZM74 45H75V47H74ZM76 45H77V48H76ZM86 45H89V44H86ZM152 45V44H151ZM151 45H149V44H147L146 45V49H150L152 46ZM244 45V44H243ZM252 45V46H251ZM7 46L8 45H6L5 46V48L3 49V51H2V53H1V55H2V57H4L5 55L7 56H5V58L3 59L2 58V60H3V63H5V64H3V66L4 67H1L0 68V73L2 74V76H1V74H0V76H1V78H2V80L0 79V90L1 89H3V88H7L8 86V88L9 89H12L15 93L17 92V95L19 96V100L22 98V100H21V102L20 101H18V103H26L27 102V100H28V102L30 101H32L31 99H34L35 98V94H36V91H37V87L34 85V84H29L28 82H27V80H26V78L24 77V68H22V67H25V65H27V60L25 61V59H24V57L23 56H21L22 54L19 52V54L17 53V51H16V53H17V55H16V53H15V48L14 49H12L11 48V50L10 49H7ZM61 46V47H60ZM102 46V45H101ZM205 46H206V48H205ZM217 46H218V48H217ZM60 47V48H59ZM114 47H113V49H114ZM183 47V49H180V48H182ZM190 47V48H189ZM198 47V48H197ZM202 47H204V48H202ZM138 48V47H137ZM229 48V49H228ZM63 49V50H62ZM64 49L65 50H67L68 52H70V54L67 52H65L64 51ZM177 49V48H176ZM180 49V50H179ZM215 49V50H214ZM218 49V50H217ZM219 49L221 50V51H219ZM59 50H60V52H59ZM115 50V49H114ZM198 50V51H197ZM202 50V51H201ZM231 51V52H229V51ZM9 51V52H8ZM11 51H14V54L13 55H16V56H18V57H16V56H13V57H11V55H12V53L13 52H11ZM77 51V50H76ZM178 51H177V53H178ZM196 53H195V52ZM228 51V52H227ZM233 51H234V49H233ZM176 52V51H175ZM186 52H188V53H186ZM204 52V53H203ZM216 52V53H215ZM218 52H219V54H218ZM57 53H59V54H57ZM82 53V52H81ZM85 52H83V54L82 55H87L86 56V58L84 59H82L81 58V56H80V59L83 61V60H85V64L84 65H86V68H88V70L87 71H89V72H87L86 70V73L87 74H90V75H92L93 76V74L94 73H92V72H94L95 71V74L96 73H99V77H97L98 78V81H99V84H101L100 86H103V84H106V85H108V86H110V82L111 83H113L114 82V80H115V82H117V83H119L120 82V80H118L117 79V77L118 76H113L114 77V79H113V77H112V75L107 71V69H109V71H112L113 70V68H111V64L112 65H114V67H117L118 65H115V64H113V63H109V64H101L102 66H105L104 68L105 69H103V67L99 64V66L96 68V66H92V64H88V62L87 61H89V59L90 60H92L91 58L92 57H90L91 55L89 54V53H85ZM178 53V54H179ZM193 53V54H192ZM206 53V54H205ZM251 55H250V54ZM4 54V55H3ZM187 54V55H186ZM196 54V55H195ZM198 54V55H197ZM209 54V55H208ZM88 55H89V57H88ZM194 55H195V57H194ZM207 55H208V57H207ZM56 56V57H55ZM196 56H197V58H196ZM9 57H11V59H7V58H9ZM49 57V56H48ZM82 57H84V56H82ZM210 57H212L211 58V60H210ZM14 60H13V59ZM20 58H22V59H20ZM178 58H180V56L178 57ZM207 58H209V59H207ZM214 58H216V59H214ZM6 59H7V61H9V63L6 61ZM15 59H16V61H15ZM65 58H63V60H64ZM67 59V58H66ZM66 59H65V61H66ZM88 59V60H87ZM205 59V60H204ZM220 59V60H219ZM10 60H12L11 61V63L13 64V65H15V67L14 66H12V65H10L11 63H10ZM87 60V61H86ZM222 60H224V61H222ZM22 61H24V62H22ZM59 61H60V63H61V58L59 59ZM14 62V63H13ZM19 62V63H18ZM54 62V61H53ZM52 62V65H50L51 67V69H50V71H54V69H55V71H54V73L53 74H56L57 72H56V70L57 71H59L60 70V72L57 74V75H60V73L62 72V70L64 71V67L65 66H62L64 63H62V64H60L59 62H57L56 60H55V64ZM59 63L60 64V66H59V68L56 66V65H59V64H57V63ZM87 62V63H86ZM212 62V63H211ZM221 62H223L224 63V65H223V63H221ZM257 62V63H256ZM260 62V63H259ZM24 63V64H23ZM187 63H188V61H187ZM197 63V64H196ZM200 63V64H199ZM208 63H209V65H208ZM217 63H218V65H217ZM221 63V64H220ZM253 65H252V64ZM7 64H9V65H7ZM23 64V65H22ZM248 64V65H247ZM6 65V66H5ZM21 65V66H20ZM54 65L57 67V69H56V67H54ZM110 65V66H109ZM188 65V64H187ZM214 67H213V66ZM215 65H217V66H215ZM247 67H246V66ZM250 65V66H249ZM12 66V67H11ZM90 66L92 67V69L90 68ZM102 68H101V67ZM195 66H196V68H195ZM211 66V67H210ZM222 67V69H220L219 67ZM224 66V67H223ZM240 68H238V67ZM245 66V67H244ZM52 67H53V69H52ZM95 68V70H94V68ZM110 67V68H109ZM113 67V66H112ZM119 67V66H118ZM141 67V68H140ZM202 67V68H201ZM213 67V68H212ZM216 67V68H215ZM218 67V68H217ZM238 68V71H237V68ZM250 67V68H249ZM16 68H22L23 70H18V69H16ZM61 68V69H60ZM90 68V69H89ZM150 68H152L151 70H150ZM212 68V69H211ZM232 68V69H231ZM10 69V70H9ZM59 69V70H58ZM97 69H99V70H97ZM111 69V70H110ZM114 69H117V70H120V69H118V68H114ZM4 70H5V72H4ZM11 70H12V72H11ZM46 70V69H45ZM108 72H106V71ZM140 71V72H138L137 73V71ZM207 70V71H206ZM219 70V71H218ZM229 70V71H228ZM1 71H3V72H1ZM16 71V72H15ZM18 71V72H17ZM97 71H99V72H97ZM122 71V70H121ZM194 71H192V72H194ZM232 71H235V72H232ZM242 71V72H241ZM7 72L9 73V76H8V74H7ZM103 72V73H102ZM123 72V71H122ZM121 72V74H123ZM128 72H130V73H128ZM187 72V71H186ZM6 74V77L7 78H9V79H7L4 75ZM13 74V76H12V74ZM17 73V74H16ZM19 73H22V74H20V75H18ZM63 73V72H62ZM102 74V76H100L101 74ZM118 73V71H116V73H115V75ZM217 73V74H216ZM243 73H245V74H243ZM121 74H119V75H121ZM223 74H224V76H223ZM226 74H227V76H226ZM235 74H243V76L244 77H246V78H244V80H243V78L241 79V78H236V76H235ZM56 75V76H57ZM104 75V76H103ZM109 75H111V78H112V80H111V78H110V76ZM209 75V76H210ZM234 75V77H232V76ZM23 76V77H22ZM218 76V77H217ZM14 77V78H13ZM18 77H20V79H18ZM105 77V78H104ZM215 77V78H214ZM217 77V78H216ZM3 78H5V80L3 79ZM25 78V79H24ZM101 78L102 79H104V81L103 80H101ZM110 78V79H109ZM138 78V79H137ZM227 78H228V80H227ZM230 78V79H229ZM100 79V80H99ZM106 79V80H105ZM108 79L109 80H111V81H109V83H107L108 82ZM136 79V80H135ZM237 79H239V80H237ZM247 79V80H246ZM8 80H9V84H8ZM21 80V81H20ZM193 80V79H192ZM231 80V81H230ZM233 80H235V81H233ZM246 80V81H245ZM15 81V82H14ZM100 81H101V83H100ZM102 81H103V83H102ZM105 81H107V82H105ZM132 81H134V82H132ZM239 81V82H238ZM241 81V82H240ZM22 82H24V83H22ZM25 82H26V84H25ZM129 82V83H128ZM138 82V83H137ZM222 82H224L223 83V85H222ZM10 83L12 84V85H10ZM18 83V84H17ZM128 83V84H127ZM233 83V84H232ZM238 83H240V84H238ZM22 84V85H21ZM99 84H97L96 86H98ZM127 84V85H126ZM131 84V85H130ZM191 84V85H190ZM238 84V85H237ZM244 84V85H243ZM247 84H248V86H247ZM16 85V86H15ZM112 85V84H111ZM227 85V86H226ZM232 85V86H231ZM21 86V87H20ZM33 86V87H32ZM144 86V87H143ZM190 86V87H189ZM196 86V87H195ZM247 86V87H246ZM3 87V88H2ZM12 87V88H11ZM19 89H18V88ZM23 87V88H22ZM26 87V88H25ZM35 87V88H34ZM137 87H139V88H137ZM197 87H199V88H197ZM202 87V88H201ZM226 87V88H225ZM233 87V88H232ZM249 87V88H248ZM15 88V89H14ZM133 88V91L131 90ZM151 88V89H150ZM154 88V89H153ZM185 88V89H184ZM207 88V89H206ZM261 88V89H260ZM32 89H33V91H35V93H33V91H32ZM106 89H108V88H106ZM125 89V90H124ZM148 89V90H147ZM153 89V90H152ZM163 89V90H162ZM199 89V90H198ZM204 89H206V90H204ZM22 90V91H21ZM124 90V91H123ZM162 90V91H161ZM167 90V91H166ZM170 90V91H169ZM190 90V91H189ZM203 92H202V91ZM210 90V91H209ZM255 90V91H254ZM256 90H257V93H256ZM2 91V90H1ZM0 91V92H1ZM22 93H21V92ZM72 91V90H71ZM128 91V92H127ZM132 91V92H131ZM164 91V92H163ZM172 91V92H171ZM175 91H177V92H175ZM179 91V92H178ZM185 91V92H184ZM247 91H248V93H247ZM24 92H25V94H24ZM62 92H64V90H62ZM111 92V93H110ZM112 92H113V94H112ZM133 92H136V93H133ZM162 92H163V94H162ZM167 92V93H166ZM170 92V93H169ZM175 92V93H174ZM260 92H262L261 94H260ZM19 93H20V95H19ZM29 93V94H28ZM70 91H69V93L68 92H66V94H65V92L64 93H58V94H55L58 98H60V95H61V98L60 99H58L56 96H53V97H51V98H53V99H55L56 98V100H55V102H54V104L56 103V105L58 106V107H61L60 109H62L63 111H62V114H63V112L66 110V109H68V110H66L65 111V113H67L66 114V116H69L68 114H69V112L71 113V109H73L74 108V106H75V108H77V107H81L82 109H79V111H80V113L82 112L81 110H83V111H85L86 109L83 107V106H85L84 104H80L81 103V101H82V99H83V97H84V95H80L81 93H78V94H76V92H74V91H72V93H71V96H70ZM120 93V94H119ZM121 93H122V95H121ZM174 93V94H173ZM180 93V94H179ZM187 93V94H186ZM196 93V94H195ZM21 94H24V99H26L25 101L23 100V97H21ZM60 94V95H59ZM74 94H75V97H76V99H74L75 97H74ZM108 94V95H107ZM115 94V95H114ZM125 94V95H124ZM128 94V95H127ZM138 95H139V93H137ZM160 94V95H159ZM66 96V98H65V96ZM70 96V97H68V96ZM77 95H80L79 96V98H77ZM106 95V96H105ZM110 95H114L113 96V98L110 96ZM171 95H172V97H171ZM200 95V96H199ZM208 95V96H207ZM229 95V96H228ZM259 95H261V96H259ZM34 96V97H33ZM63 96V97H62ZM110 96V98H108ZM121 96V97H120ZM160 96H162V97H160ZM168 96V97H167ZM179 96V97H178ZM196 96V97H195ZM198 96V97H197ZM81 97H82V99H81ZM127 97V98H126ZM132 97H136V96H134V95H132ZM252 97V98H251ZM255 97H257V98H255ZM112 98V99H111ZM121 98V99H120ZM124 98H126V99H124ZM161 98V99H160ZM96 101V103H99V100H97L98 98H94ZM108 99H110V100H108ZM174 99V100H173ZM179 99V100H178ZM230 99V100H231ZM5 100V98L2 100V102H0V105H1V107H3V106H5V104H6V106L7 107H9V109L11 110V114H13V115H23V114H25V106L23 105V104H21V105H8L9 103L5 100V102H3ZM61 100V101H60ZM63 100H64V102H63ZM81 100V101H80ZM121 100V101H120ZM122 100H124V101H122ZM125 100H128V101H125ZM170 100V101H169ZM229 100V99H228ZM249 100V101H248ZM24 101V102H23ZM34 101V100H33ZM75 101V102H74ZM80 101V102H79ZM120 101V102H119ZM72 102V103H71ZM79 103V105H78V103ZM171 102V103H170ZM259 102H257V103H259ZM4 103V104H3ZM62 103V104H61ZM72 105H71V104ZM74 103V104H73ZM176 103V104H175ZM233 103H235V104H233ZM238 103V104H237ZM70 106H69V105ZM75 104H77V106L75 105ZM146 104V103H145ZM149 105L147 106V105H145L144 107L146 108V112H148L149 113V111L150 112H152L153 111V109L154 110H157V108L158 109H160L161 107H160V105H155V104H152V103H148ZM62 105V106H61ZM74 105V106H73ZM165 105V104H164ZM177 105H179V106H177ZM200 105V106H201ZM12 106H13V108H12ZM158 106V107H157ZM182 106V107H181ZM64 107L66 108L65 110H64ZM185 107V108H186ZM194 107V108H193ZM12 108V109H11ZM70 108V109H69ZM167 108H168V106H167ZM65 113H64V115H65ZM85 113V112H84ZM84 113H81V115H83ZM135 115L134 116H138V114H139V111H135ZM48 114V113H47ZM85 114H87V110H86V113ZM143 114V113H142ZM142 114H139L140 116L142 115ZM189 121H191V120H189ZM189 121H187V122H189ZM191 123H192V121H191ZM172 130V131H171ZM175 129H169L168 131L169 132H167V131H165V133L163 134V135H161V137L159 136L158 138H157V140H154V142L152 143L151 142V144H149V145H147V146H144V147H142L140 150H137V151H135V152H133L127 159H125V160H123V161H121L120 162V164H118V165H115V166H113V167H111V168H109V169H107V170H104V172H102L101 173V175H98L97 177H95V178H93L91 181H89V182H87L85 185H83V186H81V187H79L77 190H75L74 191V193L73 194H71L70 195V197H66L65 199H62V200H60L61 202H57L56 204L57 205H54L52 208H51V210H49V211H47V213L45 212V213H43L42 215H40L39 216V218L38 219H35L36 221L37 220H42V218H44L43 216H47L48 214H50V213H52L53 211L55 212V211H57V210H59L60 208H62V205L64 206V204H68L70 201H72V200H74L75 198H78L80 195H82V194H84L86 191H88V190H90L91 188H93L95 185H97L98 183H100V181H102V180H104V179H106V178H108L109 177V175H111L113 172H115V171H117V170H120L121 169V167L123 166V165H125V164H128V163H130V162H132L134 159H136V156H140V154H142V152H146L147 150H149L150 148H152V147H154V145L155 144H157V143H159L161 140H163V139H165L169 134H171V133H173V131H174ZM41 136L39 137H36V136H31L32 138L30 139V136L29 137H27V138H29L30 139V142H32V141H35V142H33V143H30L28 140V142H29V146H25V147H29L28 148V150H30L31 149V151L28 153V151H27V149L24 147V145L26 144H28V142L27 141H25L26 139L25 138H21L22 139V141H25L26 143H24V142H22L21 141V139H20V136H15L16 138L17 137H19V141H17L18 140V138L16 139L15 137H11V136H9V139L10 140H12L13 139V141H11L9 144L10 145H12V147H10L9 146V149L7 148V150H9V151H7V152H5V151H2V152H0V154H4L3 156L2 155H0V160H5L4 162H2V161H0L2 164H0V169L1 168H3L4 166L6 167V166H8V165H11V155L10 154H12V156L14 157L15 156V158L16 159H20L21 157H22V155L24 154V155H26V153H28V154H30V153H32V150L34 149V148H37V147H39L40 145H42L43 143H44V141H46L43 137H42V135H44L46 138H47V136H46V134L45 133H39ZM39 138L38 140L36 139L35 140V138ZM4 138V140H3V142L2 143H6V142H8V141H10L9 139H8V141H5V139L7 138V137H3ZM15 138V139H14ZM34 138V139H33ZM42 138L44 139V141L42 140ZM41 139V140H40ZM7 140V139H6ZM1 141V140H0ZM5 141V142H4ZM16 142V143H15ZM19 142V143H18ZM22 142V143H21ZM36 142H38L39 144H36ZM17 143L19 144V145H17ZM41 143V144H40ZM30 144H32V145H34V146H32V145H30ZM23 145V147H24V149L22 150V148H21V146ZM36 145H37V147H36ZM19 146V149L17 148V147ZM32 148H31V147ZM16 148L15 150H13L14 148ZM34 147V148H33ZM10 148L12 149V151H13V153H12V151H11V153H10ZM21 148V149H20ZM18 149V150H17ZM26 149V150H25ZM20 150H22V152L23 153H21L20 152ZM18 151V152H17ZM3 152H5V153H3ZM17 152V153H16ZM26 152V153H25ZM136 152L138 153V154H136ZM10 155V156H8V158H9V161L7 160V159H5V157L7 158V155L8 154ZM14 153H15V155H14ZM16 154H17V156H16ZM21 156H20V155ZM6 155V156H5ZM19 155V156H18ZM23 155V156H24ZM3 158H2V157ZM11 157V158H10ZM18 157V158H17ZM15 158H13V159H15ZM15 159V160H16ZM15 160H12V162L14 163L15 162ZM5 162H8L7 164L5 163ZM9 162H10V164H9ZM6 165H5V164ZM12 163V164H13ZM4 165V166H3ZM2 166V167H1ZM94 185V186H93ZM81 193V194H80ZM74 198V199H73ZM60 207V208H59ZM56 208H58L57 210H56ZM34 220V222H36ZM32 223L33 222H31L28 226H26L24 229H28V227L29 226H31L32 225ZM30 228V227H29ZM24 230H21V231H19V232H23ZM3 243H1L0 244V247H1V245H2ZM1 250V249H0Z\"/></svg>","mask_w":264,"mask_h":264}]
</instances>
